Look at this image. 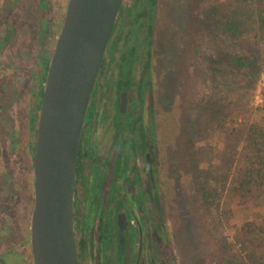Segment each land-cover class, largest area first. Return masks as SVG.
I'll return each instance as SVG.
<instances>
[{"label": "rangeland", "instance_id": "obj_1", "mask_svg": "<svg viewBox=\"0 0 264 264\" xmlns=\"http://www.w3.org/2000/svg\"><path fill=\"white\" fill-rule=\"evenodd\" d=\"M68 1L17 0L9 21L7 15L16 0H0L1 42L5 38L0 48V62L5 66L0 70L7 71L6 77L0 75L3 140L13 132L11 127L20 132L27 128L28 110L36 100L33 74L40 68L41 22L52 20L57 39ZM127 3L132 10L122 26L140 19L131 25L132 37L121 49L126 61L120 70L124 77L137 70L136 82H128L131 93L135 92L131 105L142 111L145 119L153 118L147 123L146 135L153 142L149 152L154 170V212L160 206L165 249L173 264H264V231H260L264 199L246 207L230 188L242 163L249 126L264 108V68L249 82L247 72L236 69L231 60L239 51L244 54L245 46L254 47L252 34L243 30L233 35L226 23L228 18L248 23L247 2L139 0L137 7L132 6L134 0ZM214 7L215 15L208 13ZM54 47L53 41L44 46L49 57ZM121 50L119 54L124 55ZM145 60L150 64L143 72L148 81L143 86L139 75ZM144 90L146 100L138 108ZM144 159L139 155L138 163ZM30 211L27 204L23 229L14 236L21 245L30 234ZM158 218L155 212L153 223ZM247 222L257 226L252 241L243 230ZM158 240L161 237L154 227V241ZM19 248L26 249L32 260L30 247ZM130 253L127 264H135L136 247H131ZM248 253H252L251 259L244 257ZM84 263L99 264L88 254Z\"/></svg>", "mask_w": 264, "mask_h": 264}, {"label": "flooded vegetation", "instance_id": "obj_2", "mask_svg": "<svg viewBox=\"0 0 264 264\" xmlns=\"http://www.w3.org/2000/svg\"><path fill=\"white\" fill-rule=\"evenodd\" d=\"M125 1L127 2L124 0L123 4ZM123 4L117 16L92 94L80 141L74 187L76 247L81 264H85L84 258L87 254L102 264L104 250L107 247L114 250L117 240L126 247L129 262L130 248L136 247L135 264H173V258H170L169 250L165 249V242L162 239L164 226L162 225V229L155 227L161 222L160 206L159 210L155 211L159 218L155 219L156 222L153 223L155 216L152 194L154 170L152 165L153 172H151L147 159V154H151L149 149L153 142L147 138L146 132L143 137H138V118L142 111L131 105L132 95L135 92L131 93L128 82L132 84L136 82L137 76L134 74L137 73V70L134 73L132 71L128 77H124L120 70L123 68V62L126 61L125 53L121 49L125 42H129V37H132L129 36L130 32H133L131 25L136 20L134 18L131 23L128 21L127 26H122L125 24V16L128 11L132 10H128L131 7L128 6V3L125 10H122ZM17 6L16 0L15 8H12L7 15L9 21ZM42 24L41 22V26ZM48 24L47 39H45L44 45L41 42L42 46L39 49L40 68L37 71L43 69L44 66L40 63V54L49 57L44 46L47 43L50 44V41H53L55 45L57 40L50 18ZM139 26L140 31L142 29L140 22ZM1 40L0 48H2L5 38L4 42ZM153 43L154 38L152 37V46ZM133 49L136 51V47ZM120 50L124 55L119 54ZM149 64L150 61H144V68L141 66L139 79L144 75L143 72L147 71L146 68ZM0 66H5V63L0 62ZM0 71V75L6 77L7 71ZM38 74L40 72L33 74L36 83L33 89L36 100L28 110L27 128L20 132L16 127H11L13 132L8 138L6 137V140L0 137V264H27V262L34 264L33 252L31 260L26 249L14 250V248L30 247L32 249L31 220L35 204L34 165L42 102L39 95L40 77H37ZM131 74L133 75L131 76ZM6 84L7 82L4 81L3 87H6ZM37 87L38 91H35ZM126 92L127 105L122 111V96ZM134 100L137 98L135 97ZM1 103L0 97V108ZM138 105V108L142 106L140 103ZM34 115L35 120L33 121ZM142 117L145 131L147 123L153 122V118L145 119L143 113ZM100 128L101 130H99ZM137 144L149 146L148 151L134 149V145L137 146ZM139 155H144L145 158L141 164L138 163ZM135 167H137L138 173ZM27 204L31 205L30 234L21 245L16 243L14 236L23 229L22 221ZM122 222L124 223L123 236H121ZM154 227L158 229L161 241H154Z\"/></svg>", "mask_w": 264, "mask_h": 264}, {"label": "water", "instance_id": "obj_3", "mask_svg": "<svg viewBox=\"0 0 264 264\" xmlns=\"http://www.w3.org/2000/svg\"><path fill=\"white\" fill-rule=\"evenodd\" d=\"M124 0H69L52 54L38 120L34 264H81L75 241L74 187L92 94ZM127 92L121 107L125 110ZM151 172V154H147ZM124 223L121 224L123 236Z\"/></svg>", "mask_w": 264, "mask_h": 264}, {"label": "trees", "instance_id": "obj_4", "mask_svg": "<svg viewBox=\"0 0 264 264\" xmlns=\"http://www.w3.org/2000/svg\"><path fill=\"white\" fill-rule=\"evenodd\" d=\"M248 4V23H244V21H240L238 23L232 18H228L226 23L230 28V32L233 35L242 32L243 30L247 33L252 34L253 42L248 47H244L246 52L242 54L240 51L235 53L234 58L232 57V61H234L236 69L245 70L248 75L249 82L255 76L258 77L259 73L264 68V0H245ZM139 5V0H135L133 6L137 7ZM127 6V2L125 1L122 7V10H125ZM141 7V6H139ZM131 9L128 8V10ZM145 11V10H144ZM212 11V12H211ZM216 11V7L210 9L208 13H212ZM246 11V10H245ZM244 11V12H245ZM247 13V11H246ZM139 21L140 18H135ZM41 26V42L44 45L45 39H47L48 34V22H42ZM61 28V27H60ZM59 29V28H58ZM213 30V29H212ZM229 30V29H228ZM134 51V49H133ZM151 55L150 51L148 53V57ZM52 56V55H51ZM50 57H44L40 54V63L43 64V69H41L40 74L37 77L39 78V95L42 99L47 71L49 67V63L51 60ZM150 59V58H149ZM150 61V60H148ZM45 67V68H44ZM35 72V73H37ZM34 73V74H35ZM145 75V74H144ZM142 76L139 84L145 86L147 84V77ZM146 79V80H145ZM150 106H152L153 99L150 97ZM146 100V92L143 91V95L140 97V104L142 105ZM142 113L139 114L138 125H137V133L138 137H143L146 132V128L144 131L143 127V119ZM35 120V115L33 116V121ZM154 125V124H153ZM155 133V131H154ZM155 144V143H154ZM134 149H139L141 151H148L149 146L143 144L134 145ZM136 172L138 169H136ZM138 173V172H137ZM231 191L233 195L238 197L239 201L243 204V206H250L252 203L257 202L261 199H264V108L262 109V114L259 119L253 121L248 129L247 135L245 137V144L242 150V163L239 165L236 170L232 184ZM159 229H162L161 222L158 223ZM257 226L253 225L252 222H247L243 226V230L245 234H250L247 240L252 241V236L256 233ZM260 231H264V227L260 228ZM262 236V234H259ZM254 253V252H252ZM252 253L246 254L244 257L246 259H251ZM102 264H127L129 262V258L127 257L126 247L117 240L116 247L114 250H111V247H107L103 252Z\"/></svg>", "mask_w": 264, "mask_h": 264}, {"label": "crops", "instance_id": "obj_5", "mask_svg": "<svg viewBox=\"0 0 264 264\" xmlns=\"http://www.w3.org/2000/svg\"><path fill=\"white\" fill-rule=\"evenodd\" d=\"M19 247L14 248V250H17ZM19 250V249H18Z\"/></svg>", "mask_w": 264, "mask_h": 264}]
</instances>
